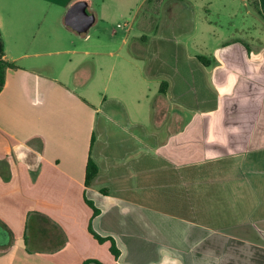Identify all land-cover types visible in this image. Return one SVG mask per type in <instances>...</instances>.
I'll use <instances>...</instances> for the list:
<instances>
[{"label":"crops","instance_id":"0c3cea01","mask_svg":"<svg viewBox=\"0 0 264 264\" xmlns=\"http://www.w3.org/2000/svg\"><path fill=\"white\" fill-rule=\"evenodd\" d=\"M78 1L95 23L116 19L92 0H11V20L35 13L36 28L0 21L2 60L16 66L0 92V264H264V0H241L260 23L250 43L205 21L191 36L203 51L183 62L151 58L167 40L148 15L119 42L116 31L78 34L64 23ZM41 53L69 59L27 60ZM93 56L109 60L90 67Z\"/></svg>","mask_w":264,"mask_h":264},{"label":"rangeland","instance_id":"374dc122","mask_svg":"<svg viewBox=\"0 0 264 264\" xmlns=\"http://www.w3.org/2000/svg\"><path fill=\"white\" fill-rule=\"evenodd\" d=\"M102 1L103 0H92V9L98 13H102L104 9V11H108L109 13H116L117 16L116 19L110 23L101 21L95 23L89 30L91 35L94 36L97 32L109 34L112 31H116V40L119 42L122 36H126L125 29L127 28L128 30L131 29V34L137 37L146 29V26H143V17L144 15H148L153 18L155 27H159V31H162V37L167 40L164 43L157 42L151 44V58L154 59L153 57H155V54L157 56L158 52H160L161 55L170 62H183L187 60V55L195 56L199 55L201 53L200 51H203L200 48L201 43L197 44V46L200 45L198 48L193 46L191 36L194 35L196 30H202V24L205 21L206 23L207 21L212 23V27L219 34L221 39L239 37L246 43H250V33L253 34L254 37L257 35L255 27L257 24H260L254 12L247 13L250 9L248 10L247 7L243 6V1L241 0H106L105 6H102ZM233 1L236 3L234 4L238 6H234ZM246 4L248 6L247 0ZM10 6L13 7L11 0H0V12H4L3 16L0 17V21L2 19L3 23L8 25L7 27H10V31H14L15 28H17L18 32L22 30V28L31 31V29L34 30L36 28L39 18L35 13H32L31 16L25 14L20 15L18 13L17 21L14 22V20H11V15L9 13ZM234 7H237V16L232 18L231 10ZM88 11L92 12L89 9ZM243 28H245L244 31L237 33L236 30L241 31ZM1 32L2 30H0V40ZM207 37H209L208 46L216 45L215 42H217L216 40L218 38L214 37L212 39L209 34ZM115 46H117V44H115ZM132 49H135V51L139 50L136 46L135 48H131V50ZM163 49H165L167 54L162 53ZM68 59V55H48L41 53L40 56L27 60L41 62L49 61L61 65V63H64ZM108 60L109 57L107 56H93L87 61V64L91 67L98 61L107 63ZM150 67L152 68L151 65ZM188 83L189 86L185 85L184 90L192 89V82L189 81ZM115 84L116 78L114 77L103 80L102 85L107 86V90L105 91L108 98L107 103L111 91L113 89L115 91L116 89ZM159 85L160 84H158V86L152 85V91L159 89ZM190 86L191 89H188ZM194 86V91L196 92L198 87L195 84ZM187 97H189L188 99L192 98L191 106L194 108L199 109L202 106L201 101L196 98L194 93L191 94V97L188 95ZM151 102H154V99L151 100ZM104 108H106V106H103V109ZM131 132L137 133L138 130L134 128Z\"/></svg>","mask_w":264,"mask_h":264},{"label":"trees","instance_id":"16d2710c","mask_svg":"<svg viewBox=\"0 0 264 264\" xmlns=\"http://www.w3.org/2000/svg\"><path fill=\"white\" fill-rule=\"evenodd\" d=\"M2 55H3V50H2L1 40H0V92H1V90L5 84V71H6V69L16 67L15 64H13V63L4 62L2 60ZM203 59L204 58H202V57L199 58L200 61H203ZM164 86H165L164 83L161 84L160 90L162 93H164ZM97 174H98L97 165L95 164V162L92 159H88V162L86 165V171H85V185L90 186L92 184V182L94 181V179L96 178ZM85 202L92 209V219L95 218L96 216H98L100 211L94 206V204L89 200H85ZM88 231L99 244L108 243L109 244L108 245L109 251H110L111 255L113 256L115 261H118L121 253L117 247L116 241L112 237H102L99 234H97L92 229L91 222L88 226ZM6 232H7V237H8L7 245H9L11 243L12 236H11L10 231L7 230ZM91 262L98 263L95 260H85V261H83L82 264H90Z\"/></svg>","mask_w":264,"mask_h":264},{"label":"water","instance_id":"95a60500","mask_svg":"<svg viewBox=\"0 0 264 264\" xmlns=\"http://www.w3.org/2000/svg\"><path fill=\"white\" fill-rule=\"evenodd\" d=\"M95 15L88 12L85 1L74 3L65 13L64 23L78 34L87 33L95 23Z\"/></svg>","mask_w":264,"mask_h":264}]
</instances>
